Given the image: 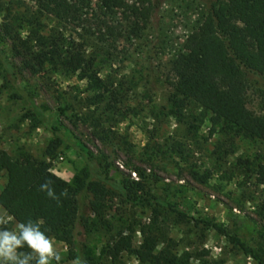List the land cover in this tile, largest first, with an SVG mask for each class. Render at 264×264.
<instances>
[{"label":"rangeland","instance_id":"1","mask_svg":"<svg viewBox=\"0 0 264 264\" xmlns=\"http://www.w3.org/2000/svg\"><path fill=\"white\" fill-rule=\"evenodd\" d=\"M214 1L151 0L152 15L140 37L119 41L116 55L101 69L102 76H109L115 84L123 77L130 82L120 111L110 116H106L103 104L87 108L89 93L84 81L49 69L32 75L20 69L11 40L0 41V47L17 68L20 88L29 92L37 106L57 117L92 153L111 159V178L139 183V188L143 186L150 193L168 196L191 216L222 224L264 258V185L254 171L255 163H264V142L224 134L219 127L212 131L210 115L194 105L176 117L168 102L174 62L186 41L198 32ZM3 2L0 30L7 18L8 0ZM86 2L85 12L103 14L100 0ZM122 2L118 18L123 17V9L128 11L139 0ZM18 4L22 9L34 6L29 0ZM45 22L48 27L53 24L51 18ZM20 34L26 35L25 25ZM247 79L246 106L255 115L264 114V74H248ZM59 108L64 110L62 115ZM29 112L30 104L18 97L0 69V151L11 156L29 154L47 162L55 175L72 183L85 165L80 151L62 145L49 160L45 149L53 136ZM135 167L143 171L144 179L132 172ZM6 181V173L0 172V192ZM106 207L107 215L123 228L145 221L150 214L149 209L123 204L112 192L106 193ZM0 215L9 219L0 226L18 231V224L1 207ZM165 232L175 242L174 252L186 253L190 264H258L224 236L201 225L170 221ZM51 239L61 256L59 264H73V251ZM107 239L98 227L82 235L87 264H139L125 253L116 262L107 259L102 254ZM140 243L136 225L132 244L136 247Z\"/></svg>","mask_w":264,"mask_h":264},{"label":"trees","instance_id":"2","mask_svg":"<svg viewBox=\"0 0 264 264\" xmlns=\"http://www.w3.org/2000/svg\"><path fill=\"white\" fill-rule=\"evenodd\" d=\"M20 1L8 0L7 18L0 30V41H12L20 69L32 75L49 69L75 76L86 83L88 109L103 104L106 116L119 112L130 82L123 77L115 84L109 76H102L101 69L116 55L119 41L140 37L152 15L151 0H139L128 11L123 9L121 18L117 11L122 0H100L102 15L85 12L87 0H29L34 6L24 9ZM3 3L0 0V7ZM49 18L53 21L50 27L45 22ZM24 25L26 35L21 37ZM0 69L18 97L30 104V117L52 134L45 149L47 158L52 160L64 145L77 148L85 162L81 174L69 183L55 175L47 162L29 154L11 156L0 151V172L7 177L0 192V207L15 223L41 222V231L63 242L73 251L74 259L87 263L81 237L98 227L108 237L102 248L107 259L116 262L125 253L139 264H190L186 253L174 252L175 242L165 228L170 221L194 223L216 231L258 264H264L262 256L222 224L191 216L168 196L150 193L143 186L139 188V183L111 178V159L92 153L57 117L37 106L29 92L20 88L17 68L1 47ZM171 72L168 102L176 117L194 105L210 115L212 131L219 127L224 134L264 142V114L255 115L246 106L247 75L264 74V0H215L198 32L181 49ZM63 111L57 110L61 115ZM131 170L139 179L145 178L140 168ZM254 171L264 185V163H255ZM49 181L59 200L41 190V185ZM108 192L118 195L123 204L149 209V216L145 221L118 227L107 215ZM136 225L141 243L135 247L132 239ZM18 251L27 253L28 248Z\"/></svg>","mask_w":264,"mask_h":264},{"label":"clouds","instance_id":"3","mask_svg":"<svg viewBox=\"0 0 264 264\" xmlns=\"http://www.w3.org/2000/svg\"><path fill=\"white\" fill-rule=\"evenodd\" d=\"M50 181L41 185V190H47V195L59 200L50 187ZM9 219L0 215V225H5ZM18 231L0 229V264H51L55 260L59 264L61 256L56 250L52 239L41 231V222L29 220L18 223ZM28 253L18 251L24 247ZM73 264H87V261L77 258Z\"/></svg>","mask_w":264,"mask_h":264}]
</instances>
